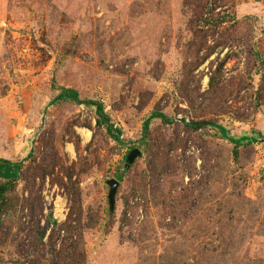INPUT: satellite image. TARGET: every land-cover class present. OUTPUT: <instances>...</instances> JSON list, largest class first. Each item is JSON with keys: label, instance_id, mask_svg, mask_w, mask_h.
Wrapping results in <instances>:
<instances>
[{"label": "rangeland", "instance_id": "obj_1", "mask_svg": "<svg viewBox=\"0 0 264 264\" xmlns=\"http://www.w3.org/2000/svg\"><path fill=\"white\" fill-rule=\"evenodd\" d=\"M206 124L264 137V0H0V264H264V144Z\"/></svg>", "mask_w": 264, "mask_h": 264}, {"label": "trees", "instance_id": "obj_2", "mask_svg": "<svg viewBox=\"0 0 264 264\" xmlns=\"http://www.w3.org/2000/svg\"><path fill=\"white\" fill-rule=\"evenodd\" d=\"M72 102L77 105H85L94 108L96 119V125L104 126L107 134L110 138L116 142L118 145H125V143L120 139L121 131L114 127L111 123L109 117L104 112V107L102 103L97 101H83L79 100L78 93L73 89H64L61 88L59 94L53 99L49 105L56 104L58 102ZM160 120L164 124H171V120H169L165 115L161 113H152L151 116L145 120L142 126L141 138L145 139L148 133V128L151 120ZM191 129L198 130L200 129L204 123H191L187 124ZM208 127L215 129L221 136V138L227 140L230 144L234 146V154H236L237 148L241 146L242 143H259L262 142L264 144V137L261 133H255L252 137H241V138H233L230 137L227 131L215 124H206ZM30 157V155H29ZM21 169V163H13L7 160L0 159V179H4L7 181L5 185L0 186V199L3 198L4 192L7 190L9 186L18 179L19 171Z\"/></svg>", "mask_w": 264, "mask_h": 264}, {"label": "water", "instance_id": "obj_3", "mask_svg": "<svg viewBox=\"0 0 264 264\" xmlns=\"http://www.w3.org/2000/svg\"><path fill=\"white\" fill-rule=\"evenodd\" d=\"M134 154H137V153H136V150L132 151V152L128 155V159L133 160V159H134ZM109 185H110L109 198H110V200H112V197H113V195H114V193H115V190H116V187H117L118 184H117L116 181L111 180V181L109 182Z\"/></svg>", "mask_w": 264, "mask_h": 264}]
</instances>
